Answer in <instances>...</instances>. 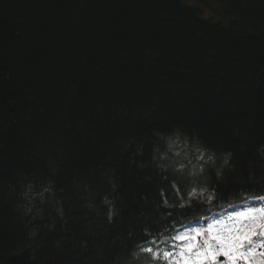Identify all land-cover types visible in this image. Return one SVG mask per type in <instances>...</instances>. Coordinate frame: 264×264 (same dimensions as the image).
Here are the masks:
<instances>
[{"label": "trees", "instance_id": "obj_1", "mask_svg": "<svg viewBox=\"0 0 264 264\" xmlns=\"http://www.w3.org/2000/svg\"><path fill=\"white\" fill-rule=\"evenodd\" d=\"M264 199V0H0V264H168Z\"/></svg>", "mask_w": 264, "mask_h": 264}, {"label": "rangeland", "instance_id": "obj_2", "mask_svg": "<svg viewBox=\"0 0 264 264\" xmlns=\"http://www.w3.org/2000/svg\"><path fill=\"white\" fill-rule=\"evenodd\" d=\"M249 209H264V201L242 204L213 217L209 216L202 222L192 223L174 235L170 248L149 246L153 249L151 255L155 258L161 257L168 264H185V261L188 264H264V235H261L264 228L257 227L264 225V217L252 220L238 216V213L247 212ZM245 235L250 241L233 239ZM182 236L195 239H177ZM241 243L243 247L236 246ZM190 244L194 245L191 251L188 250ZM165 252L171 255L165 257Z\"/></svg>", "mask_w": 264, "mask_h": 264}, {"label": "snow or ice", "instance_id": "obj_3", "mask_svg": "<svg viewBox=\"0 0 264 264\" xmlns=\"http://www.w3.org/2000/svg\"><path fill=\"white\" fill-rule=\"evenodd\" d=\"M238 216L242 217V218H246V219L256 220L257 218L264 217V209H249L247 212L238 213ZM257 227L264 228V225H257ZM210 229H211V225L209 226V230ZM197 235H199L198 231H197ZM261 235H264V232H262ZM177 239L188 240V239H195V237L182 236V237H177ZM233 239L234 240H249L250 241V238L247 235H245L244 237H235ZM236 246L237 247H243V244L241 243V244L236 245ZM193 247H194V245H191V244L188 245V250L191 251ZM143 250L146 252H149V253L153 252V249L149 248V247H145ZM154 255H159V253H154ZM163 255L165 257H168L171 254L165 252ZM181 255H183V253H181ZM224 255H228V253H224ZM235 258L236 257H230V259H235ZM185 264H188V262L185 261Z\"/></svg>", "mask_w": 264, "mask_h": 264}, {"label": "water", "instance_id": "obj_4", "mask_svg": "<svg viewBox=\"0 0 264 264\" xmlns=\"http://www.w3.org/2000/svg\"><path fill=\"white\" fill-rule=\"evenodd\" d=\"M222 258V257H221Z\"/></svg>", "mask_w": 264, "mask_h": 264}]
</instances>
